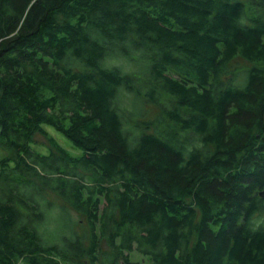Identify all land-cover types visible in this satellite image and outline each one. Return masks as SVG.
<instances>
[{
	"label": "trees",
	"instance_id": "trees-1",
	"mask_svg": "<svg viewBox=\"0 0 264 264\" xmlns=\"http://www.w3.org/2000/svg\"><path fill=\"white\" fill-rule=\"evenodd\" d=\"M0 151V264H264V0H0ZM51 193L87 237L43 241Z\"/></svg>",
	"mask_w": 264,
	"mask_h": 264
},
{
	"label": "rangeland",
	"instance_id": "rangeland-1",
	"mask_svg": "<svg viewBox=\"0 0 264 264\" xmlns=\"http://www.w3.org/2000/svg\"><path fill=\"white\" fill-rule=\"evenodd\" d=\"M108 62L110 64L122 67V69L125 71L137 73L138 75L144 73L143 71L145 69V65L143 63L138 61H127L123 58L109 59ZM237 63L241 66L245 65L244 61L241 59H239ZM237 84H243V82L239 81ZM116 104L123 114L125 127L131 131L136 130L132 126L135 119L152 118L159 112L157 105L146 102L143 98H138L135 94L128 92L123 88L120 89ZM46 128L50 134L54 136L58 142L68 149L73 155L82 154L83 150L75 145L71 139L50 125H46ZM34 142L35 143H32L33 149L44 154L48 153L50 142L45 136L42 134H36L34 137ZM2 154L3 152L0 151V156ZM50 199V203H48L46 199L43 201L41 200V206L45 213V218L40 223L38 230L45 243H57L60 241L61 237L73 236L74 234L86 237L89 235L90 226L83 214L74 210L63 198L58 196L56 193H51ZM108 249V245L103 243L102 250L104 251ZM130 257L134 261L139 260L144 264H150L147 256L141 255L136 251L132 252ZM20 264L25 263L21 262Z\"/></svg>",
	"mask_w": 264,
	"mask_h": 264
},
{
	"label": "water",
	"instance_id": "water-1",
	"mask_svg": "<svg viewBox=\"0 0 264 264\" xmlns=\"http://www.w3.org/2000/svg\"><path fill=\"white\" fill-rule=\"evenodd\" d=\"M119 264H127L124 260L120 261Z\"/></svg>",
	"mask_w": 264,
	"mask_h": 264
}]
</instances>
